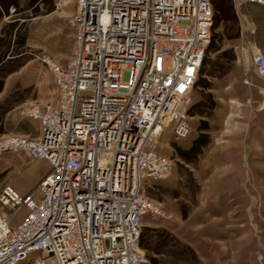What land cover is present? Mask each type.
I'll return each mask as SVG.
<instances>
[{
    "label": "built area",
    "instance_id": "1",
    "mask_svg": "<svg viewBox=\"0 0 264 264\" xmlns=\"http://www.w3.org/2000/svg\"><path fill=\"white\" fill-rule=\"evenodd\" d=\"M232 1L235 11L264 4ZM53 12L67 18L74 38L64 65L38 55L56 100L19 107L21 117L39 121L36 136H0V156L23 152L47 159L50 169L38 199L1 186L0 264L147 263L142 219L148 210L170 214L150 201L142 179L172 168V158L153 148L166 127L173 125L175 139L190 133L187 107L210 40L211 0H54ZM252 66L264 78L258 51ZM19 206L24 212L14 223Z\"/></svg>",
    "mask_w": 264,
    "mask_h": 264
},
{
    "label": "rangeland",
    "instance_id": "2",
    "mask_svg": "<svg viewBox=\"0 0 264 264\" xmlns=\"http://www.w3.org/2000/svg\"><path fill=\"white\" fill-rule=\"evenodd\" d=\"M4 1L0 0L1 19L5 16H3L5 13L3 10L5 9ZM211 1L215 10L209 40L211 48L205 52L207 62L199 76V83L192 93L189 106L194 102L206 99L209 93L212 94L215 104L207 109L205 115L189 112L191 130L189 135L183 139L173 137L171 132L173 125L165 128V131L153 143V148L172 158V168L159 179H142L143 189L150 201L165 213H169L170 216L148 210L142 219L141 232L145 228L164 227L184 243L186 242L177 233L182 230V219L199 201L201 178L203 177L201 169H199L200 157L209 150L213 142L211 135L220 128L225 113L224 109L229 105L224 93L230 90V82L233 79L239 78L241 81L242 76L241 70L238 68V64L242 61L239 59L240 41L236 28L238 26V31H240V24L233 11V1ZM43 2L42 7L36 5L24 12L20 11L21 9L18 7L12 9L13 7L9 6L8 10H5L9 12L5 20L0 19L3 25L18 18L16 26L12 29L13 32H17V37L16 39L13 37L10 49L13 53H18L24 61L19 67V71L7 74L8 76L2 78L4 90L0 94V136L3 135V115L7 105L15 104L26 98L44 100L50 96L54 97V92L49 96L47 93V95H39V90L48 83V78L51 79L53 86L51 73L38 59L39 53L45 51L51 54L60 64H64L70 54L72 36L67 18L53 12L54 0H43ZM250 15L256 23L258 15L256 9H252ZM24 35L26 36L25 43L21 42ZM244 102L247 103L245 99ZM203 119L209 126L210 142L203 148L197 159L186 162L179 156L176 147H188L198 134L197 125L202 123ZM49 169L50 164L45 158H29L23 152L4 153L0 156V188L3 184L10 183L21 193H30L38 199L41 195L38 182ZM251 199L255 203V200H260V196L252 195L249 202L252 204ZM257 204L256 202L251 205V209L254 211L249 209L247 215H243L240 220L243 221L241 224L239 220L233 224L232 259L226 264H264V233L261 232L264 219L262 221L260 217L264 215V209H258ZM1 210L8 212L12 209L6 206ZM23 212V206L15 209L12 219L14 223L20 219ZM170 248L172 249V247ZM35 254L36 252L32 253L30 258ZM147 255L149 262L144 264H152L150 253L147 252ZM158 257L160 264H206L199 256H197L198 260L190 258L188 263L183 261L172 263V255ZM21 264H27V262Z\"/></svg>",
    "mask_w": 264,
    "mask_h": 264
},
{
    "label": "crops",
    "instance_id": "3",
    "mask_svg": "<svg viewBox=\"0 0 264 264\" xmlns=\"http://www.w3.org/2000/svg\"><path fill=\"white\" fill-rule=\"evenodd\" d=\"M4 4L5 10L15 5L24 12L36 5L42 7L44 2L5 0ZM252 9H256L258 14L256 23L250 15ZM235 13L240 24L238 40L239 59L242 63L238 64V68L242 74L241 81L239 78L233 79L230 82V90L224 93L229 105L224 109L220 128L211 135L213 142L209 150L199 161L203 177L198 204L182 219V230L177 233L206 264H226L230 261L233 224L240 221L243 215H247L251 205L256 202L258 209H264V79L256 74L252 66V56L255 52L258 51L264 56V4L241 5ZM5 17L6 15L1 20H5ZM1 27L2 22L0 30ZM71 36L72 49L74 42L72 30ZM51 57L56 60L54 56ZM245 67H249L247 73ZM18 69L11 73L19 71ZM245 76L250 79L251 84L242 81ZM47 82L39 90V95L47 93L49 96L54 92V97L36 100L54 103L57 88L54 82L52 86L51 79L48 78ZM3 90L4 87L0 94ZM248 96L255 99L253 104L244 102ZM27 100L29 99L20 100L6 108L2 134L8 131L28 136L39 134V121L31 117H21L18 113L19 107ZM252 195L260 196V200H255L254 203L251 199L253 203H249ZM260 217L263 221L264 215Z\"/></svg>",
    "mask_w": 264,
    "mask_h": 264
},
{
    "label": "trees",
    "instance_id": "4",
    "mask_svg": "<svg viewBox=\"0 0 264 264\" xmlns=\"http://www.w3.org/2000/svg\"><path fill=\"white\" fill-rule=\"evenodd\" d=\"M212 3V1H211ZM16 9V6H13ZM213 8V4H212ZM3 9V8H2ZM216 11L217 8H215ZM4 10V15H8L9 12ZM213 8V12H214ZM233 11L235 12L234 6ZM236 14V13H235ZM237 17V15H236ZM2 18V13L0 14V19ZM238 20V17H237ZM17 20L13 19L7 24H3L0 30V90L2 88V78L7 74L11 73L14 70H17L22 64L23 60L20 58L18 53H13L10 49L11 42L17 37V32H13L12 29L16 26ZM237 32L238 26H236ZM26 36L24 35L21 38V42L25 43ZM211 48V42L208 45L206 51ZM207 58L204 55V58L201 63L200 71L198 78L195 82V86L199 83V76L203 72V68ZM215 104L214 98L211 93L208 94V97L203 100L192 103L188 108V113H198L205 115L207 114V109L213 107ZM11 104L7 105L6 108H9ZM208 123L205 119L202 120V123L197 125L198 134L192 139L188 147H176V151L179 156L184 159L186 162H191L198 158L199 154L202 153L203 148L210 142V134L208 132ZM139 244L144 250L150 253V260L152 264H160L158 262V256L161 255H172V263L176 262H189V259L198 260L196 252L193 248L187 243L182 242L178 239L173 233L164 227H150L145 228L140 232ZM172 247V249L170 248ZM21 264V263H19Z\"/></svg>",
    "mask_w": 264,
    "mask_h": 264
}]
</instances>
